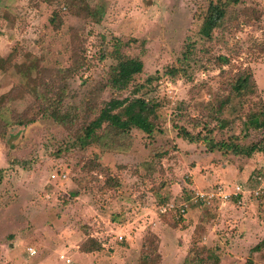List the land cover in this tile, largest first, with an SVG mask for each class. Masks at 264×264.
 Here are the masks:
<instances>
[{
  "label": "rangeland",
  "instance_id": "374dc122",
  "mask_svg": "<svg viewBox=\"0 0 264 264\" xmlns=\"http://www.w3.org/2000/svg\"><path fill=\"white\" fill-rule=\"evenodd\" d=\"M207 6L0 0V106L35 119L9 121L0 137V264H183L195 248L204 264L214 257L218 264H264V195H253L257 177L264 179V152L222 153L178 134L184 127L212 143L262 141L264 0L230 5L210 38L199 34ZM117 57L143 63L121 91L104 87ZM55 74L65 77L59 99ZM133 99L139 102L130 106ZM141 99L159 105L152 135L132 130L120 152L79 144L80 128L94 122L101 135ZM47 105L75 121L59 124ZM217 185H241L244 194L194 202ZM89 238L101 249L82 252Z\"/></svg>",
  "mask_w": 264,
  "mask_h": 264
},
{
  "label": "trees",
  "instance_id": "16d2710c",
  "mask_svg": "<svg viewBox=\"0 0 264 264\" xmlns=\"http://www.w3.org/2000/svg\"><path fill=\"white\" fill-rule=\"evenodd\" d=\"M50 1V0H47ZM238 0H208V6L206 12L204 13L203 23L200 26L199 34L204 38H210L212 32L217 29L222 23L227 15V10L230 5H234ZM90 16L95 17V21L99 22V13H95V10L90 11ZM143 70V63L138 59L131 58H121L117 57V63L109 67L107 71V79L104 83V87H110L117 91L126 89L133 81L134 76L140 74ZM166 73L170 75H176L178 73L175 68H167ZM61 84L58 86V92L55 96L63 98L64 94V83L65 77L63 75L55 74ZM243 79V78H242ZM238 81L237 85H240L241 81ZM142 86H136L135 92L139 91ZM92 95V94H91ZM10 94L6 98V103L10 105L13 99H10ZM38 99H44L41 93H36ZM96 98V95L93 96ZM88 101V100H87ZM86 101L88 109L90 108L89 102ZM115 100H111V102ZM55 102H59L58 100ZM110 102V103H111ZM137 99H133L129 105L132 103H138ZM108 104V103H107ZM124 101L121 102V106ZM127 105V104H126ZM130 106L128 108H130ZM158 103L149 102L145 99L140 100L139 106L132 108L131 111L124 109L121 113L118 112L112 120H109L107 124L101 128V135H96L97 130L100 128L99 125L95 126L94 122L84 128H80L77 132V140L79 144L84 148L85 145H90L95 143L100 149L104 151H118L127 150L131 141V131L137 130L148 136L152 135L156 131L155 120L156 118V108ZM49 115L61 125L69 124V121H75V117H71L68 114H61L57 111L55 107L47 105L44 111L49 109ZM86 109L85 111H87ZM35 119L26 117L25 114L12 113L4 107L0 106V137H5V130L9 126V121L17 125H22L25 123H32ZM260 127V126H258ZM181 138L184 141L190 143L196 142H208L211 143L215 148L220 150L222 153H231L234 155H244L246 157H251L255 152H264V137L261 142L254 143L248 146L241 145L238 142L237 136H230L227 140L219 141L217 143H212L213 141L206 136H201L199 134L193 135L184 127H180L178 130ZM160 156V155H157ZM264 243V241H263ZM260 245L254 247L255 252L259 249ZM80 248L82 252L91 253L101 249V245L93 238H89L87 241L81 244ZM155 253V249L153 250ZM193 256L186 257L183 264H204L200 260L201 251L197 248L193 249ZM211 264H218V257H214ZM245 264H253L251 259H248Z\"/></svg>",
  "mask_w": 264,
  "mask_h": 264
},
{
  "label": "built area",
  "instance_id": "2783aa9c",
  "mask_svg": "<svg viewBox=\"0 0 264 264\" xmlns=\"http://www.w3.org/2000/svg\"><path fill=\"white\" fill-rule=\"evenodd\" d=\"M259 183H258V187L253 190V195L256 197H260L262 195H264V179H262L261 177H257L256 179ZM244 194L243 193V189L241 187V185H234L231 188H226V187H222L221 185H217L214 188H212V191L206 192V193H197L194 197V202L195 203H203L204 201H206V199H212L214 197H220V199H230L232 196L234 197H241V195ZM243 196V195H242ZM172 207V205L170 207H168V210H170V208ZM180 209V208H179ZM167 209L166 208H162V213L166 212ZM180 213H184L185 210L180 209L179 210ZM26 254L28 255V257H32L36 254V251L33 247H28L26 249Z\"/></svg>",
  "mask_w": 264,
  "mask_h": 264
}]
</instances>
